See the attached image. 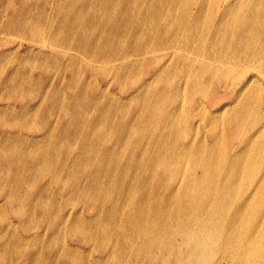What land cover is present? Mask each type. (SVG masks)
Here are the masks:
<instances>
[{
	"label": "bare ground",
	"instance_id": "bare-ground-1",
	"mask_svg": "<svg viewBox=\"0 0 264 264\" xmlns=\"http://www.w3.org/2000/svg\"><path fill=\"white\" fill-rule=\"evenodd\" d=\"M42 8L48 14L45 28L31 27V35L44 38L50 25L60 33L53 39L82 53H47L68 74L67 79L63 75L66 86L75 89L70 99L43 101L62 105L57 122L65 135L76 133L81 144L76 155H67L63 147L68 158L57 160L61 172L42 186L43 192L53 190L60 198L54 236L73 232L78 237L71 246L51 241L46 247L53 256L47 261L123 264L121 251L137 249L140 264H264V0H44ZM28 12L23 8L18 13L16 27L30 26L31 21L20 18ZM57 20L62 27L54 24ZM18 66L1 88L14 87ZM42 77L44 92L55 75L47 69ZM57 82L56 91H63L62 81ZM20 99L12 112L17 117L34 120L41 111L47 120L43 101ZM9 130L0 133L3 169L25 157H43L39 154L47 148L39 142L53 141L54 127L47 129V124L38 135ZM129 140L134 144L130 157ZM62 146L57 145V153ZM88 150L96 153L92 170L83 154ZM41 162L25 167L24 174L8 169L12 185L21 187L28 200L33 199L27 189L31 175L47 168L45 158ZM76 164L87 169L78 175ZM132 168L135 175L128 181L117 178ZM111 187L117 190L111 196L119 197L115 203ZM138 187L143 189L141 200L134 201ZM75 194L86 199L88 210L76 205L66 210L64 202ZM40 200L30 205L33 210L41 208ZM11 202L3 197L0 206ZM86 217L94 231L77 224ZM102 217L114 224L113 243L105 230L95 228ZM19 218L25 227L26 219ZM12 223L0 231L16 229ZM128 224L141 239L138 244L127 233L114 236ZM15 232L2 248L19 246L23 238Z\"/></svg>",
	"mask_w": 264,
	"mask_h": 264
},
{
	"label": "rangeland",
	"instance_id": "rangeland-1",
	"mask_svg": "<svg viewBox=\"0 0 264 264\" xmlns=\"http://www.w3.org/2000/svg\"><path fill=\"white\" fill-rule=\"evenodd\" d=\"M43 1L44 0H0V111H1L0 112V133H2L1 129L7 128V129H10L9 130L11 132L10 134H13V132H15L16 130H23L25 133L27 132L29 134L38 135V134H42L44 132L46 124H47V129H48V127H50V128L54 127L52 143L46 145L45 144L46 142L40 141L38 144L39 146H41L43 148H47V150L45 149V151H43L44 154H39V155H43V157L38 156L35 159H33V158L28 159L25 157L23 162L19 163L18 165L13 164L12 166H10L6 169H3L5 167L4 166L5 163L3 164V166H1V164H0V193H1L0 201L3 197L4 198L5 197L12 198V202L8 204L9 206H7V207H1L0 206V208H1L0 209V226H5V225L8 226L9 221L11 223L14 222L12 224H17L16 229L13 228L12 230H9L8 232L7 231H0V244L8 242L9 240L11 241V239L13 237L12 236L13 231H16L15 236L20 235L21 238H23V241H21L23 243L19 242V246L17 245L14 247L12 245V246H9L7 248H5V247L2 248L0 246V256H1L0 263H2V264H40V263H42V264H56L55 262L50 263L49 261H47V258L53 256V254L50 253L49 251H47L46 246L49 243H51V241H53L54 239H57V241H58V244L56 242L57 246L58 245L61 246L64 241L66 244L71 246L70 244H75V241H73L71 239L78 238L77 235H75L73 232L70 233L69 230H67L68 235L70 233L69 236L66 235V237H65V235L63 233L58 234V232L56 233V236H54V234H53L54 229L57 228V226H59V222L57 221V219H55V216L60 212V207H59L60 198L59 197L57 198L55 196L56 194H53V190H49L48 193H51L50 195H48L47 191L43 192L44 189L42 190V186L44 184H47V181L54 180V176H56L57 174H59V172H61V169H60L61 167H58L59 161H57V160H61V159L65 160L68 158V156H65V153H63L64 152L63 147H65V150H68L66 153L67 155L69 153L76 155L77 153L81 152V144L79 142V136L75 137L74 135L76 133H72L69 136L65 135L62 132L63 127L59 126V123L57 122L58 118L61 117V114H62V113H60L62 110V105H55L53 103L48 104V102L46 104L44 102V101H46L47 97H48V99H50L53 96L56 97L55 98L56 100H57V98H59V99H61V101L63 99V96L68 97L67 99H70L69 93H71V91L73 89H75V85L72 86V88H70V89L66 86V81L63 80V75L65 73L64 72L62 73V71L65 69H60L59 67L55 66V64L52 63V61H53L52 59H47V53H50L52 51H56V52L59 51L61 53H63V52L72 53L73 52V53H79L81 56H82V53L78 52L76 50V46L73 44L66 45L65 43L61 42L60 39H59V41L53 39L52 36L53 37L54 36H60V33L57 32L58 29H56V30L51 29L50 25H47L48 34H46L47 36H44V38H39V37L37 38V37H33L31 35L30 30H33L31 27L37 26V27H44L45 28L46 15L48 16V14L42 8V2ZM23 8H29V12L25 14L26 16L20 17V18L24 19V20L31 21V24L29 27L19 28V27H16L15 25H16V20L18 19L17 15H18V13H21ZM213 12L214 11L208 12V14H207L208 17H210V16L212 17ZM54 24H56L58 27H62L59 20H57L56 23H54ZM9 33L10 34L12 33V34L9 35ZM7 34H8V36H6ZM69 34L71 35V33H68V35ZM46 43H47V45H46ZM51 45H54V46H51ZM30 48H33V51L28 50ZM40 50H43L45 53H42V52L39 53ZM36 52H37V54H36ZM56 56L57 55L55 54L52 58L55 59ZM83 56H85V55H83ZM16 58H17V60H16ZM35 61H36V63H35ZM33 63L35 65H33ZM17 66L18 67L21 66L20 67L21 71L16 73L15 80H14L15 82L14 81L11 82V84H12L11 87L12 86H14V87L11 88L10 91H9V88L8 89L1 88L3 81L5 79L10 78V73ZM47 69L50 70L52 72V74L54 73L55 79L52 82L49 79L47 80V84L45 85V88H44L45 90L43 92V90L41 91V86H42L41 84L43 83V78L45 76L44 77H42V76L46 75ZM72 69L74 71L78 72V66H73ZM23 71H24V73H23ZM61 73H62V75H61ZM27 74H30V75L28 76ZM25 75H27V76H25ZM65 76H66L65 79H67L68 74H65ZM133 77H135V78H133ZM139 77H140V74H136V75L134 74L132 76V78L134 80H138ZM58 79H60L62 81L61 84L63 87L62 88L63 91L61 90L60 92L56 91V89H57L56 85L58 84V82H57ZM72 83H74V82H72ZM46 88L48 90H46ZM113 90L118 91V86L114 85ZM63 92L65 94H62ZM3 97H5V98H3ZM20 98H22L23 100H25L29 104H33L37 101L39 102V101L44 100L43 101L44 105L42 106V109H43L42 111L45 110V107L47 105V114H48V112L50 114V115L49 114L47 115V120H46V117L42 114L43 112H41V111H39V113H37V115H35V116L33 115L34 120H32L33 118L31 116H29V117H27V116L17 117L16 114L12 113L15 108L18 109L20 107V105H21V102H20L21 99ZM52 106H53V111L50 113L49 109ZM130 107L131 106H129L128 109ZM58 114H59V116H58ZM29 118H31V119L29 120ZM16 121H18V122L16 123ZM31 121H33V123ZM30 123H31V125H30ZM28 124H29V126H28ZM30 126H31V128L33 126L34 127L37 126V128L35 127L36 128L35 129L33 127L31 129ZM139 128H140V126H138L137 129H139ZM83 137L85 138V135H83ZM116 140H117V136L113 133V140L112 141L115 142ZM128 143L129 144L127 147V153H128V157H130L131 152L133 151L134 144L130 140L128 141ZM62 144H63V146H62ZM57 145L62 146L60 148L61 154L57 153L58 152ZM32 147H34V146L31 145L29 148H32ZM0 148H1V146H0ZM71 154L69 157L73 156ZM83 154H84V156H86L88 154L86 156V159L88 160L87 163H90V166H87V167H90V169L92 170L94 168V167H92L94 160L91 158L96 156V153H94V152L90 153L88 150V151L84 152ZM135 157L137 159H139V157L137 155H135ZM42 158H45V160L47 161V168L43 169L41 171L38 170L36 172L34 170V173L31 175L30 185L27 186V189H29L33 193V199L28 200L25 197H23L24 190L21 187L17 188V187H14L12 185V182L10 181L11 178H10V176H8V174L12 171H16L19 174H24L25 173V167L26 168L30 167L33 169L34 165L42 163L41 162ZM10 168L12 169V171L8 170ZM84 169H87V168H84V165H82V164H76L73 167V171L78 175H81L82 172H84ZM6 171H8V172H6ZM134 171H135L134 168H132L131 171L127 170V173L125 175H121L117 178L122 177L123 180H121V181H124V180L128 181L132 177V174L135 175ZM54 188H57V186L55 184L53 185V189ZM88 189H93V186L89 187ZM124 190H126V188ZM141 190H143V189L140 187L137 188V191H138L137 193H139V194L138 195L136 194V196H134V197L132 195L131 196L132 200H133V198H134V201L137 199L141 200V198H140V193L142 192ZM109 192H110V194L109 193L108 194L110 195V199H113L112 200V201H114L113 203L117 202L119 200V197L118 196L117 197L111 196V194L117 195V190H115L114 188L111 187V190H109ZM121 192H119V193H121ZM81 196H79L78 194H75V195H72L69 198V200L65 201L66 203L64 202V206L66 207V210H68L69 208H72L71 206H74V205H76L77 210L81 209L82 206H84L86 208V210H88L89 207L87 208L86 207L87 205H84L86 199L83 196L82 197ZM40 198H41V200L38 202H40L41 208L38 207L37 210H33V208H31L30 205L34 201H37ZM18 211H21V212H19L20 214L19 213L17 214ZM85 214H87V213H85ZM19 217H23L26 219V222H25L26 226L25 227H23L21 225V223L19 222L21 220ZM101 220L102 221H100L95 228L96 229L100 228L102 231L105 230L108 235L112 236V239H111V242H112V240L114 239L113 233H112L113 232L112 227L114 224L108 222V220L106 218H103V217ZM21 222H22V220H21ZM71 223L73 224V221ZM85 223H86V225H85ZM77 224L82 228H90L92 231H94V225L91 227L87 223V217H86V219H83V218L79 219ZM90 224H92V223H90ZM127 227H128L127 229L125 228L124 230H120V232L115 234L114 236L122 238L123 234L127 233V238L129 240H133L134 242L138 241L137 242V244H138L140 242L139 240H141V239L138 237V235L134 232V230L131 228V226L129 224ZM107 228H109L110 230ZM6 229H8V228H6ZM116 231H118V230H116ZM128 231H131V233H129ZM132 232L134 235L132 234ZM60 235L64 236V237L62 238ZM130 237L132 239H130ZM3 240H5V241H3ZM29 242H30V244H29ZM31 242H32V244H31ZM33 242L34 243L36 242L37 244L36 243L34 244ZM60 242H62V243H60ZM112 243H109V245ZM27 246H29V247H27ZM35 246L37 249H33V248H35ZM82 247L87 248L88 246L82 245ZM8 248H9V250H8ZM27 248H29V249H27ZM5 249H6V251H5ZM126 250L127 251H124V252L121 251V253H120L122 255L123 260L125 262H127V263H125L124 261H122V263L123 264H128V263L129 264H140L139 262L136 261V257L137 258L140 257V254L137 255V253L138 252L140 253V251L137 249H135L133 251H130L129 249H126ZM125 255L126 256L128 255V257H126ZM35 256H36V259L34 258ZM37 256H40V257H37ZM40 259H42L43 262H41ZM36 260H38V261H36ZM57 264H59V263H57ZM144 264H148V263H144Z\"/></svg>",
	"mask_w": 264,
	"mask_h": 264
}]
</instances>
